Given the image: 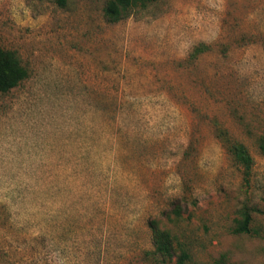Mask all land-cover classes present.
Wrapping results in <instances>:
<instances>
[{"label":"rangeland","instance_id":"1","mask_svg":"<svg viewBox=\"0 0 264 264\" xmlns=\"http://www.w3.org/2000/svg\"><path fill=\"white\" fill-rule=\"evenodd\" d=\"M106 1L0 0L28 74L0 95V264H157L149 219L166 264H264V0H158L117 23Z\"/></svg>","mask_w":264,"mask_h":264},{"label":"trees","instance_id":"2","mask_svg":"<svg viewBox=\"0 0 264 264\" xmlns=\"http://www.w3.org/2000/svg\"><path fill=\"white\" fill-rule=\"evenodd\" d=\"M58 7H65L68 0H51ZM158 0H107L103 8V13L109 23H117L126 19L131 12L139 7L154 3ZM209 50L205 45H199L191 53L193 58L205 53ZM28 77L27 70L22 66L17 55L9 50H5L0 46V95L8 93L11 89L17 87L23 80ZM219 132V131H218ZM221 132V131H220ZM223 142V146L233 164L243 170L244 176H248L253 167L254 161L249 154L247 147L236 141L225 142L224 138L218 134ZM259 151L264 156V138L259 140ZM171 214L175 218L182 216V208L177 202V198L171 200ZM240 220L236 221L233 232L236 234L249 233V225L251 223V213L247 207L240 211ZM147 227L150 231V240L153 246V252L145 251V256H151L152 260L157 264H166L175 256L173 237L171 233L160 227V223L156 219H149ZM189 259V256L182 252L178 257V264H182ZM216 264H226L225 257L222 256Z\"/></svg>","mask_w":264,"mask_h":264}]
</instances>
